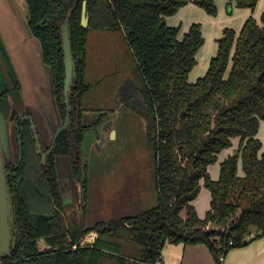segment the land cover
Listing matches in <instances>:
<instances>
[{"label": "trees", "instance_id": "trees-1", "mask_svg": "<svg viewBox=\"0 0 264 264\" xmlns=\"http://www.w3.org/2000/svg\"><path fill=\"white\" fill-rule=\"evenodd\" d=\"M71 1L28 0L30 27L41 40L44 60L51 66L62 120L65 66L60 24L70 12ZM84 1L89 10L88 27L81 26ZM191 1L211 15L218 13L215 0H75L70 23L78 98L82 97L86 110H103L99 123L101 116L119 109V103L104 108L90 103L95 85L86 80V56L89 30L120 31L133 57L120 85L131 79L143 103L139 110L154 150L158 202L134 215L81 227H67L64 219L35 211L41 204L49 206L50 195L41 193L51 189L31 122L23 118L19 139L24 155L11 187L14 197L22 199L15 208L22 239L12 261L3 264H157L168 243H204L217 263L224 264L221 256L230 249L264 236V151L258 136L264 120V12L260 19L247 17L239 31L225 27L207 71L191 81L198 52L206 41L202 24L193 22L182 33L181 25L167 21ZM225 1L231 12L234 4L254 10L259 0ZM236 137H240L239 148L221 162L219 178H212L209 166ZM82 139L81 129L65 130L55 150L72 157L74 172L79 158L74 147ZM53 157L51 169L58 174ZM240 162L243 175L239 174ZM202 180L211 191V207L204 217L192 204ZM26 210L30 218L25 216ZM209 223L215 227L207 228ZM223 225L229 230L217 229ZM90 232L97 233L94 241L81 245V238ZM38 239H44L49 247L42 249Z\"/></svg>", "mask_w": 264, "mask_h": 264}, {"label": "rangeland", "instance_id": "rangeland-1", "mask_svg": "<svg viewBox=\"0 0 264 264\" xmlns=\"http://www.w3.org/2000/svg\"><path fill=\"white\" fill-rule=\"evenodd\" d=\"M215 1L218 7L217 15L209 14L191 1L167 18L168 24L181 25L182 33L187 31L193 22L202 24L206 41L198 52V63L192 70L191 81H195L207 71L211 57L218 50L217 38L222 35L225 27H233L239 31L247 17L254 15L260 19L264 12V0H259L254 10L234 4L231 12L228 11L225 0ZM87 38L86 80L95 85L90 103L96 108L118 105V98L115 95L117 91L114 92V87L116 85L118 90L126 73L125 69L133 63L129 45L120 31L92 29L87 32ZM130 83L128 86L124 85L125 96L135 91L134 83L132 81ZM136 103L138 108L143 107L137 96ZM101 111L93 109L86 114L95 119L99 117ZM87 118L84 121H87ZM109 120H114L113 125L118 130V136L113 137L112 134L109 136L108 130H105L106 122L85 133L81 147L79 177L73 173L71 160L67 154L56 155L60 187L62 186L61 194L65 201L64 212L70 227L88 226L99 220L108 221L125 215H134L155 206L158 202L154 150L147 140L143 112L137 108L132 111L119 110L110 113ZM4 122L6 121L1 116L0 128L4 136L5 155L8 158L10 146L7 141L10 145L16 146L17 136L15 127L11 128ZM38 126L42 134L44 129ZM260 128L259 137L264 143V120ZM4 131L7 132V139ZM43 143H46V139ZM183 213L185 214V210ZM91 236L93 233L86 237ZM39 245L41 248L44 247L43 239Z\"/></svg>", "mask_w": 264, "mask_h": 264}, {"label": "water", "instance_id": "water-1", "mask_svg": "<svg viewBox=\"0 0 264 264\" xmlns=\"http://www.w3.org/2000/svg\"><path fill=\"white\" fill-rule=\"evenodd\" d=\"M75 6L76 4H69L70 12L60 24L65 66L63 96L68 104L72 86L77 78V61L72 45L70 23ZM89 20L87 2L84 1L81 26L88 27ZM30 21L28 0H0V95H4L0 102V117H4L6 125L12 128L15 125V117L26 114L32 123L34 137L41 151L44 139L46 142L52 139V146L43 153V160L46 162L58 135L70 123L71 115L67 114L65 121L62 120L55 95L52 69L44 60L41 40L32 32ZM38 125L44 129L42 134ZM1 131L0 128V249L4 254L10 252L12 241L16 239L14 236L16 225ZM114 132L116 131H113V135ZM67 155L73 170L72 157ZM57 172L60 177L58 166ZM61 189L62 186L60 191Z\"/></svg>", "mask_w": 264, "mask_h": 264}, {"label": "flooded vegetation", "instance_id": "flooded-vegetation-1", "mask_svg": "<svg viewBox=\"0 0 264 264\" xmlns=\"http://www.w3.org/2000/svg\"><path fill=\"white\" fill-rule=\"evenodd\" d=\"M71 4H75V0L71 1ZM77 75H78V71H77ZM77 81L78 80L76 78L75 83L72 86V90H71V93H70V104H68L66 102V98L63 96V91H64V84H63V91H62V94H61L63 102H64L63 105H62V116L64 118L63 121H65L67 114L71 115V120H70V123L58 135V137L56 139L55 146H54L53 150L48 154L46 162H44V160H43V153H45V151H47L52 146V139L50 141H47L45 144H43V150L42 151L38 148L37 141H36L37 152L41 156V164L43 165V168H44L43 171L45 173V177L48 179V185L50 186V189H51L52 192L50 191L48 193L46 191V192L41 193V194H44V195L48 194V196L50 195V198L48 200L49 201L48 202L49 206L46 208V205L41 204V209L40 210H37V209H34V210L37 211V212H40V213L43 212L45 214H49L50 216H53V217H57V218L60 217V218L64 219V222H65L67 227H70V225L68 224V221H67V218H66V215H65V212H64V210H65L64 199L62 200L60 198L62 196V194H61V191L58 188L59 176H57L58 174L54 173L52 171V169H51V164H52V160L51 159L54 160V157H53V155H54L55 156V165H56V170H57L56 155H55L56 152H55V150H56L57 143L59 141L58 140L59 136L65 130H70V129L77 130V128H78L79 130L81 129V131L83 132V139H84V135H85V133L88 130L93 129V128H97L98 125L103 124L105 122H106L105 130H108L109 136L111 134L113 135V131L114 130L116 132H114L113 137H117L118 136V130H117L116 126L113 125L114 124V120H109L110 119V112H109V115L107 117H105V118H104V116L106 114L101 116V120H99L100 123L97 122V119L99 117L98 118L96 117L95 119H93V117H91L88 114H86L89 111H93V109H87V110L84 109L85 106H84V103H83L84 101H82V97L80 99L78 98V95H80V92L77 91ZM130 81H132V80L129 79V78H126L124 80V82L120 85V87L118 88V91H117L118 92L117 98H118L119 106L121 104V108L124 107V106H131V108L130 109H121L120 107H118L119 109L117 108L118 109L117 111H119V110H123V111L131 110L132 111L133 109L137 108V106H136L137 105L136 96L138 97V95H137L136 91H132L131 90L132 92L128 93L127 96L124 95V89L126 87L124 85L127 84V86H128V83L130 85L131 84ZM132 83H134V82L132 81ZM134 86H135V84H134ZM134 92H135V94H134ZM132 95H134V96H132ZM3 97H4V95L1 94L0 95V102H1V99ZM68 106H69V108H68ZM137 109L139 110V108H137ZM103 113H105V112H103ZM111 113H113V112H111ZM86 117H88L87 121L86 120L84 121V119ZM23 118H27L26 114H24V116L18 115V116L15 117V125L13 127H15L16 136H17V144H16V146H12V145H10L7 142L8 146H10V148H9L10 149L9 150V152H10L9 155L10 156L8 158H6V162H7L6 169L9 170L7 179H8V185H9V188H10L12 199H13L14 214H16V209L15 208L17 206L18 198H17V196L14 197L11 187L14 184V181H15V174L16 173H14V171L19 167L20 163H22V159H23V155H24V146L22 144V140L19 139L20 138L19 137V131H20V126H19L20 124L19 123H21V119H23ZM78 118H79V120H78ZM83 123L88 124L89 126L86 127V128L85 127L82 128V126H83L82 124ZM31 128H32V123H31ZM1 134L3 136L2 131H1ZM5 135H6V131H5ZM99 137L101 138V134L99 135ZM3 139H4V136H3ZM83 139H82V141H83ZM81 147H82V143L80 145H78L77 147H74V150H76V152L78 154V157H79L78 159L76 158V162H75V169L77 170V171H75V176L76 177L80 176L81 157H82L81 156L82 155V148ZM4 152H5V148H4ZM57 154H59V153H57ZM57 192H60V194H57ZM20 201H18V202H20ZM51 203H52V205H51ZM24 212H25V216L27 218H30L29 217V211L26 210ZM15 225H16V231L14 232V236L16 237V239L12 241L9 253L6 252V253L2 254L1 249H0V264L12 261V256H14V253H15V250L17 249V246L21 243L22 232H20L19 229H18V225H17L16 219H15ZM21 229H25V226L24 227L22 226ZM87 235L88 234H86L85 236H83L81 238V240L79 242L81 245H84L85 243H89V241L87 240L88 237H86ZM67 236H68V239H71V235L69 233L67 234ZM40 240L41 239H38V244H39ZM43 241L45 242V245H44V247L42 249H44L46 247H49L48 243H46V241L44 239H43ZM77 246L78 245L75 244L74 248L77 247Z\"/></svg>", "mask_w": 264, "mask_h": 264}, {"label": "crops", "instance_id": "crops-1", "mask_svg": "<svg viewBox=\"0 0 264 264\" xmlns=\"http://www.w3.org/2000/svg\"><path fill=\"white\" fill-rule=\"evenodd\" d=\"M4 4V1H2ZM226 2V1H225ZM262 123V121H261ZM261 127V126H260ZM261 129V128H260ZM260 131V130H259ZM259 136V133H258ZM262 140V139H261ZM240 137L233 139L232 146L223 149L219 153L217 163L209 166V172L212 178L218 179L220 175L221 162L239 148ZM262 151H264V143ZM239 174L243 175L242 163L239 164ZM195 205L198 214L201 217L206 215V212L211 207V191L204 185L202 180V188L198 196L192 201ZM182 214L185 215L182 211ZM93 236L88 237L89 242H93L96 232ZM88 233V234H90ZM90 239V240H89ZM163 264H218L208 245L204 243L198 244H173L168 243L163 250ZM224 264H264V236L254 239L247 244L233 247L227 253Z\"/></svg>", "mask_w": 264, "mask_h": 264}, {"label": "built area", "instance_id": "built-area-1", "mask_svg": "<svg viewBox=\"0 0 264 264\" xmlns=\"http://www.w3.org/2000/svg\"><path fill=\"white\" fill-rule=\"evenodd\" d=\"M213 227H215V225L212 224V223H209L208 226H207V228H213ZM217 229L221 230V231H227V230H229V226H224L223 225V226L217 227ZM251 235L253 236L254 232H252ZM231 243H233V241H231ZM225 257H226V255H222L221 256V260L224 261ZM157 264H163V260L162 259L158 260Z\"/></svg>", "mask_w": 264, "mask_h": 264}]
</instances>
